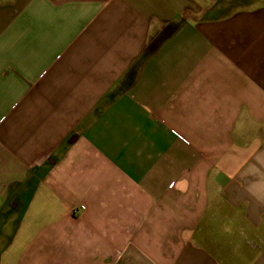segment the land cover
Returning <instances> with one entry per match:
<instances>
[{
  "label": "crops",
  "instance_id": "crops-1",
  "mask_svg": "<svg viewBox=\"0 0 264 264\" xmlns=\"http://www.w3.org/2000/svg\"><path fill=\"white\" fill-rule=\"evenodd\" d=\"M0 264H264V0H0Z\"/></svg>",
  "mask_w": 264,
  "mask_h": 264
},
{
  "label": "built area",
  "instance_id": "built-area-1",
  "mask_svg": "<svg viewBox=\"0 0 264 264\" xmlns=\"http://www.w3.org/2000/svg\"><path fill=\"white\" fill-rule=\"evenodd\" d=\"M178 135V134H177ZM186 141V140H185Z\"/></svg>",
  "mask_w": 264,
  "mask_h": 264
}]
</instances>
